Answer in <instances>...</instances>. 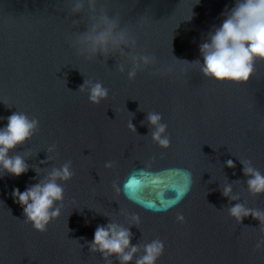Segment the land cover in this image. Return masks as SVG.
I'll return each mask as SVG.
<instances>
[{
  "label": "water",
  "instance_id": "obj_1",
  "mask_svg": "<svg viewBox=\"0 0 264 264\" xmlns=\"http://www.w3.org/2000/svg\"><path fill=\"white\" fill-rule=\"evenodd\" d=\"M234 2L96 0L89 9L85 0L74 14L73 0H0V117L19 111L39 121L10 153L25 157L27 173L0 179V264H106L86 242L111 222L129 229L133 245L162 240L156 264H264V248H256L264 224L251 216L238 224L227 212L235 203L264 211V195L247 191L241 164L264 173V61L245 83L206 78L194 62ZM102 14L134 38L125 55L89 59L76 47L75 37ZM139 54L154 63L129 80L118 66L131 67ZM85 79L101 82L108 97L89 103L79 91ZM153 111L168 126L167 148L149 136ZM65 162L74 174L62 182L61 213L35 231L12 189L24 191ZM227 184L238 199L223 195Z\"/></svg>",
  "mask_w": 264,
  "mask_h": 264
},
{
  "label": "clouds",
  "instance_id": "obj_2",
  "mask_svg": "<svg viewBox=\"0 0 264 264\" xmlns=\"http://www.w3.org/2000/svg\"><path fill=\"white\" fill-rule=\"evenodd\" d=\"M86 2L89 9L95 8L96 0ZM84 5L85 0H73L74 14H80ZM74 43L81 54L89 59L107 57L117 52L125 55V49L135 47L134 38L120 27L118 19L109 18L106 14L100 15L88 31L76 36ZM199 51L201 59L194 62L200 64V72L204 77L217 82H247L254 72L255 62L264 61V0H235L230 10L226 9L222 13L219 26H214L200 43ZM153 63L152 55H131V67L120 64L118 70L121 73L126 72L129 80H134L143 67ZM79 91L87 94L91 104H99L109 95L108 88L91 79H85ZM5 119L6 123L0 126V179L6 174L20 177L27 173L29 166L25 157L10 153L17 146L29 141L39 128L38 119L29 118L23 112L15 111L6 118L0 117V121ZM146 122L152 142L162 148L169 147L168 126L163 122L162 115L155 111L149 112ZM130 128L135 131L132 124ZM48 151L55 152V145L49 146ZM51 158L50 156L49 159ZM241 164L243 175L248 178L247 191L254 196L264 195V173L249 160H241ZM105 166L112 165L109 162ZM225 166L233 168L235 165L232 160H228ZM73 174L71 162H65L59 167H53L45 179L26 187L24 191L19 188L12 189L13 201L23 209L25 221L35 231L45 232L49 223L60 215L61 208L58 204L64 198L62 182L70 180ZM184 175L190 179V173L185 172ZM223 195L233 201L238 199L232 195L230 184L223 187ZM227 212L238 224L249 216L258 220L260 225L264 224V211L248 208L243 203L233 204ZM131 220L138 224L139 216L134 215ZM177 220L183 222V215H178ZM86 243L89 251L99 253L106 264H112L110 258L113 256L118 264H132L134 257L135 264H156L165 247L160 239H153L143 246L131 244L129 229L116 222L98 225L92 240ZM256 248H264V239L257 241ZM141 251L142 254L137 257V253Z\"/></svg>",
  "mask_w": 264,
  "mask_h": 264
}]
</instances>
